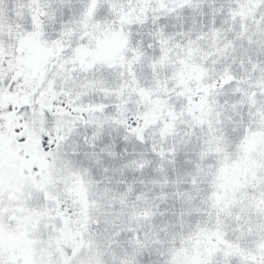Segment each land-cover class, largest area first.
<instances>
[{"label":"snow or ice","instance_id":"1","mask_svg":"<svg viewBox=\"0 0 264 264\" xmlns=\"http://www.w3.org/2000/svg\"><path fill=\"white\" fill-rule=\"evenodd\" d=\"M0 264H264V0H0Z\"/></svg>","mask_w":264,"mask_h":264}]
</instances>
